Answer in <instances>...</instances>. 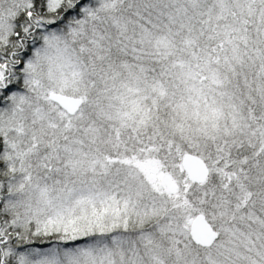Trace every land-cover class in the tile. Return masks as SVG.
<instances>
[{"label": "snow or ice", "instance_id": "1", "mask_svg": "<svg viewBox=\"0 0 264 264\" xmlns=\"http://www.w3.org/2000/svg\"><path fill=\"white\" fill-rule=\"evenodd\" d=\"M0 264H264V0H0Z\"/></svg>", "mask_w": 264, "mask_h": 264}]
</instances>
